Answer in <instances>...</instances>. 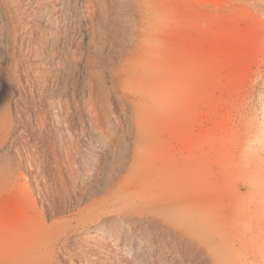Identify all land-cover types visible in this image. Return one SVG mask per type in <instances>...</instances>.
<instances>
[{"label": "rangeland", "instance_id": "rangeland-1", "mask_svg": "<svg viewBox=\"0 0 264 264\" xmlns=\"http://www.w3.org/2000/svg\"><path fill=\"white\" fill-rule=\"evenodd\" d=\"M26 1L33 6L29 16L16 13L13 0H0V110H9L0 119V264H91L84 251L91 240L82 238L87 226L78 216L92 201L91 179L99 172L93 154L103 143L102 130L86 116L93 88L92 56L84 50L83 6L79 0H59L63 15L76 13L80 23L77 28L64 17L58 28L49 9L35 12L37 6L54 1ZM156 4L166 15L156 25V96L145 100L141 115L129 114L128 121L149 136L148 167L166 169L174 179L185 178L190 202L227 219L224 229L237 219L234 228L243 260L264 264V0ZM11 16L32 23L42 40L35 34L27 38L23 33L29 26L23 22L15 37ZM113 58L107 61L103 83H96L97 92L104 94L108 131L120 125V99L144 96L140 91L114 90L111 73L121 61ZM44 72L53 85L49 91L36 83ZM71 172H80L73 180L75 196L66 205L48 207L42 195L61 188L58 175L71 182ZM18 212L33 217L31 222L65 221L69 229L51 249L38 247L31 236L16 245Z\"/></svg>", "mask_w": 264, "mask_h": 264}, {"label": "bare ground", "instance_id": "bare-ground-1", "mask_svg": "<svg viewBox=\"0 0 264 264\" xmlns=\"http://www.w3.org/2000/svg\"><path fill=\"white\" fill-rule=\"evenodd\" d=\"M52 1L54 3H49V6H37L35 12L43 14L49 9L51 15L55 17L58 28L64 17L79 28V15L74 13L71 14L72 16H64L57 4L59 0ZM79 1L83 6V11L81 10L83 19L85 16L83 21L85 28L82 30L87 46L84 50L87 57L92 56L90 75H92L93 89L89 96L86 116L89 123L102 130L99 136L103 143L97 153L93 154L99 172L91 179L92 201L80 208V216H78V222L87 226L83 234L81 233L82 238L91 240L90 244L84 247L85 253L88 252L89 262L91 264H246L236 240L234 226L238 220L233 219L232 226L224 229L222 225L228 222L227 219L215 217L208 210L190 202L185 178L174 179L166 169L148 167L149 136L145 130L128 121L129 114L141 115L145 100L148 98L149 101L153 100L156 96L153 90V81L156 77L154 60L159 40L156 25L164 22L165 12L160 10L156 0ZM30 7L33 8L26 0H13V9L20 15L29 16ZM22 19L20 16H11L9 20L17 38L21 34L20 29L23 28L19 27L20 22H23ZM30 25H26L29 27L23 30V34L27 38L35 34V39L42 40L43 35L39 34L40 36L37 37L38 34L36 35ZM44 38L48 39V36L45 35ZM34 45L37 46L35 43ZM113 57L121 61L113 67V74L110 72L114 90L123 88L131 92L140 91L144 96L131 98L130 101L120 99V104L116 105L122 113L121 118L118 119L120 125L118 128H109L108 131L104 128L106 119V109L102 103L104 94L101 95V91L98 93L96 87L97 84L103 83L107 61L112 60ZM46 74L41 73L36 83L39 88L49 91L52 84ZM8 111V108L5 111L0 110V119L7 115ZM74 172H71V182L65 180V176L58 175L62 177L59 178L61 188L55 187V193L44 192L42 196L48 207L56 209L63 203L66 205L68 199L75 196L74 187L77 182L73 180L80 172L77 174ZM2 177L3 174L0 173V180ZM29 219L24 218L19 212L16 213L14 230L16 245H21L31 236L38 247L51 249L60 235L69 229V224L65 221L48 223L43 218L36 219V222H31ZM244 227L247 228L246 225Z\"/></svg>", "mask_w": 264, "mask_h": 264}]
</instances>
